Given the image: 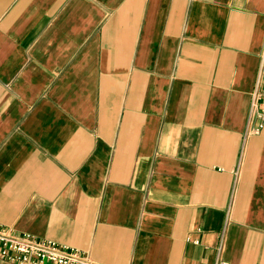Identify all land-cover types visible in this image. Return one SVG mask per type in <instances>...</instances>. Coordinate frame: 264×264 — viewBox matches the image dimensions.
Returning a JSON list of instances; mask_svg holds the SVG:
<instances>
[{
    "label": "crops",
    "instance_id": "0c3cea01",
    "mask_svg": "<svg viewBox=\"0 0 264 264\" xmlns=\"http://www.w3.org/2000/svg\"><path fill=\"white\" fill-rule=\"evenodd\" d=\"M263 50L264 0H0V223L104 264H215L225 233L264 264Z\"/></svg>",
    "mask_w": 264,
    "mask_h": 264
},
{
    "label": "built area",
    "instance_id": "2783aa9c",
    "mask_svg": "<svg viewBox=\"0 0 264 264\" xmlns=\"http://www.w3.org/2000/svg\"><path fill=\"white\" fill-rule=\"evenodd\" d=\"M260 119L264 125V50L251 94L249 121ZM259 129V128H257ZM226 235L223 233L216 251L215 264H230L225 258ZM0 258L19 264H104L77 248L28 232H19L0 223Z\"/></svg>",
    "mask_w": 264,
    "mask_h": 264
}]
</instances>
